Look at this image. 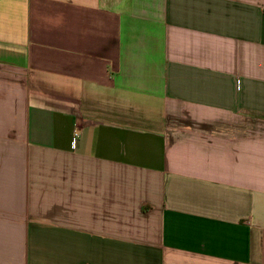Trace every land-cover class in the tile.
Masks as SVG:
<instances>
[{
    "label": "crops",
    "instance_id": "crops-1",
    "mask_svg": "<svg viewBox=\"0 0 264 264\" xmlns=\"http://www.w3.org/2000/svg\"><path fill=\"white\" fill-rule=\"evenodd\" d=\"M0 264H264V0H0Z\"/></svg>",
    "mask_w": 264,
    "mask_h": 264
},
{
    "label": "built area",
    "instance_id": "built-area-1",
    "mask_svg": "<svg viewBox=\"0 0 264 264\" xmlns=\"http://www.w3.org/2000/svg\"><path fill=\"white\" fill-rule=\"evenodd\" d=\"M79 138V132L76 131L75 134H74V141L77 142V139ZM74 142V143H75Z\"/></svg>",
    "mask_w": 264,
    "mask_h": 264
}]
</instances>
